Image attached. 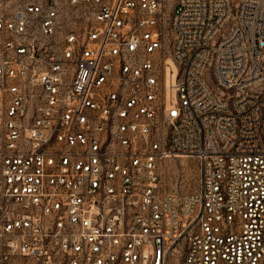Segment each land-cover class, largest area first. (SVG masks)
I'll use <instances>...</instances> for the list:
<instances>
[{
    "label": "built area",
    "instance_id": "obj_1",
    "mask_svg": "<svg viewBox=\"0 0 264 264\" xmlns=\"http://www.w3.org/2000/svg\"><path fill=\"white\" fill-rule=\"evenodd\" d=\"M0 264H264V0H0Z\"/></svg>",
    "mask_w": 264,
    "mask_h": 264
},
{
    "label": "rangeland",
    "instance_id": "obj_2",
    "mask_svg": "<svg viewBox=\"0 0 264 264\" xmlns=\"http://www.w3.org/2000/svg\"><path fill=\"white\" fill-rule=\"evenodd\" d=\"M177 0H171V4ZM168 12H172L171 9ZM208 79H211L208 74ZM161 185L164 189L178 194L189 193L198 187L199 164L191 157H171L161 162Z\"/></svg>",
    "mask_w": 264,
    "mask_h": 264
},
{
    "label": "bare ground",
    "instance_id": "obj_3",
    "mask_svg": "<svg viewBox=\"0 0 264 264\" xmlns=\"http://www.w3.org/2000/svg\"><path fill=\"white\" fill-rule=\"evenodd\" d=\"M178 157V156H177Z\"/></svg>",
    "mask_w": 264,
    "mask_h": 264
}]
</instances>
